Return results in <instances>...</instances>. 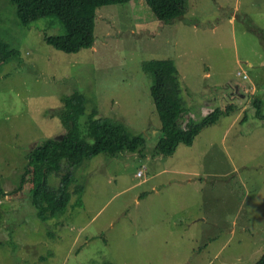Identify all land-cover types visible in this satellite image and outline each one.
Here are the masks:
<instances>
[{"label":"rangeland","instance_id":"rangeland-1","mask_svg":"<svg viewBox=\"0 0 264 264\" xmlns=\"http://www.w3.org/2000/svg\"><path fill=\"white\" fill-rule=\"evenodd\" d=\"M97 14L95 47L66 53L44 40L64 32L59 21L24 27L12 2L0 0V41L21 53L0 66V264L257 263L264 255V121L254 102L264 114V0H186L183 17L169 24L145 0ZM152 59L175 62L181 125L190 115L200 121L229 109L170 157L153 155L162 125L153 78L143 70ZM75 92L86 99V141L94 143L88 121L97 113L147 145L85 161L74 171L66 212L42 222L31 187L15 194L31 151L66 134L62 98ZM59 184L49 177L51 189Z\"/></svg>","mask_w":264,"mask_h":264},{"label":"trees","instance_id":"trees-1","mask_svg":"<svg viewBox=\"0 0 264 264\" xmlns=\"http://www.w3.org/2000/svg\"><path fill=\"white\" fill-rule=\"evenodd\" d=\"M24 27H31L40 19L59 21L63 26L61 35L44 36L45 42L56 50L76 53L92 49L96 44V21L98 9L108 5L128 4L133 0H10ZM146 6L155 18L166 24L183 17L186 0H145ZM21 53L5 42L0 41V66L19 59ZM143 70L153 78L151 97L162 125V137L154 149V156L170 157L183 144L192 146L195 139L206 128L218 123L221 117L230 116L229 109H215L200 122L181 125L186 112L181 103V88L175 62L172 59H152L145 61ZM63 111L60 114L62 125L67 130L60 138H50L38 144L28 156V166L23 176L20 190L30 186L33 206L42 222L66 212L75 182L74 171L85 161L93 160L101 154L112 157L123 152L142 151L147 140L142 134L134 133L124 123L93 114L88 121V133L94 140L90 143L83 138L80 127L85 115L86 99L79 92L62 98ZM256 117L264 121L262 102H254ZM50 176L60 180L57 189L48 185ZM81 194V188L76 189ZM4 193L0 191V196ZM81 203L78 200L77 204ZM255 264H264V255Z\"/></svg>","mask_w":264,"mask_h":264},{"label":"crops","instance_id":"crops-1","mask_svg":"<svg viewBox=\"0 0 264 264\" xmlns=\"http://www.w3.org/2000/svg\"><path fill=\"white\" fill-rule=\"evenodd\" d=\"M132 2V1H131ZM211 111H213V110H211ZM200 113H203V111H201ZM205 114L206 115H200V118H203V117H206L207 116V113L205 112ZM190 117L192 118V121H194V122H200V121H197L196 120V118L193 116V115H190ZM240 119V116L238 115L236 118H235V120H234V124L233 125H235L236 123H238V120ZM164 169V172H166L167 171V169H165V168H163Z\"/></svg>","mask_w":264,"mask_h":264},{"label":"built area","instance_id":"built-area-1","mask_svg":"<svg viewBox=\"0 0 264 264\" xmlns=\"http://www.w3.org/2000/svg\"><path fill=\"white\" fill-rule=\"evenodd\" d=\"M245 78H246V76H245ZM139 176H141V174H139Z\"/></svg>","mask_w":264,"mask_h":264}]
</instances>
